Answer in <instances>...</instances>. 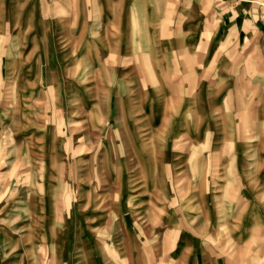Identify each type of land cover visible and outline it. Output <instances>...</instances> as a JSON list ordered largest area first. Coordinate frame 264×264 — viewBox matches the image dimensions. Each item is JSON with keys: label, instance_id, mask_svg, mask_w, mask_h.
Listing matches in <instances>:
<instances>
[{"label": "rangeland", "instance_id": "374dc122", "mask_svg": "<svg viewBox=\"0 0 264 264\" xmlns=\"http://www.w3.org/2000/svg\"><path fill=\"white\" fill-rule=\"evenodd\" d=\"M212 15L210 0H0V264H264V45L210 56L196 23ZM137 72L169 98L165 128L162 96L128 97ZM117 105L137 149L166 131L137 154L154 169L106 155Z\"/></svg>", "mask_w": 264, "mask_h": 264}, {"label": "crops", "instance_id": "0c3cea01", "mask_svg": "<svg viewBox=\"0 0 264 264\" xmlns=\"http://www.w3.org/2000/svg\"><path fill=\"white\" fill-rule=\"evenodd\" d=\"M211 1V7L213 10V19H205L204 21L197 19L196 26L197 31L200 32L199 38H197V41L201 42H208L209 43V52L211 53L213 57H220L219 54H221V50L225 49L226 51H232L239 49L237 46H240L241 48H249L252 46V44L260 43V45H264V10H263V1L264 0H210ZM75 24V23H74ZM82 29L85 25H82ZM75 30V27H74ZM78 42H80L78 40ZM76 44V43H75ZM264 47V46H263ZM117 49V47H116ZM262 56L264 57V51H262ZM133 80L137 81V84L135 87L127 86L129 85V82L124 86V88H127L130 92L128 97L132 98L131 101L135 100V96L137 95L138 99H142L144 97H147L149 100V103L154 101V99H161L165 106L167 105V95L164 93H161V90L154 89L156 78L153 74L149 72L147 75H142L141 73H135L133 75ZM166 80V81H165ZM162 83H165L167 86L170 84V82L167 79L162 78ZM165 85H163L165 87ZM168 87V86H167ZM194 84L191 88H194ZM120 88V87H119ZM144 90L146 91L144 93ZM192 91V90H191ZM193 92V91H192ZM191 92V94H192ZM127 93V92H126ZM135 94V96H133ZM145 94V95H144ZM171 94V93H169ZM190 94V89L185 91L184 97H188ZM117 95L119 96L120 93L118 92ZM184 97L182 99H184ZM170 100L172 98L170 97ZM169 100V101H170ZM165 116L162 118V121L169 122L172 118H175L171 116L172 114L168 112L167 110L164 111ZM187 114V113H186ZM185 113H183L179 120L182 123V127H187L188 123L190 121H193V117L196 119V121H201L195 114H191L190 119L187 118ZM216 118V117H215ZM221 119L218 121H227L229 122V126L231 128L233 123V116L232 114H226L221 115ZM122 131V130H121ZM182 130H180L181 132ZM123 132V131H122ZM182 131L181 133H183ZM180 133V134H181ZM125 134V133H124ZM183 135V134H181ZM126 140L128 139L125 135ZM228 138V136H227ZM229 139V138H228ZM134 149V156L132 162L129 161V165L139 166V169H154V166H147L140 165L138 161H136V158L139 155V151L137 149L136 145H133ZM159 145H157L158 147ZM156 148V147H155ZM154 150V149H153ZM129 153V152H128ZM154 152H152L153 154ZM138 154V155H137ZM190 157L192 155V162L193 167L190 166V160L188 159L186 169L190 170L191 173H195V170H197L199 167L195 164V152L190 151ZM131 156V154H130Z\"/></svg>", "mask_w": 264, "mask_h": 264}, {"label": "bare ground", "instance_id": "6f19581e", "mask_svg": "<svg viewBox=\"0 0 264 264\" xmlns=\"http://www.w3.org/2000/svg\"><path fill=\"white\" fill-rule=\"evenodd\" d=\"M159 100L156 98V99H154V101L153 102H158ZM102 102H97V104L91 109V120L93 121L94 120V127L95 126H97V122H105V120H106V117L105 116H103V114H102V111L103 110H100V105L99 104H101ZM93 105V104H92ZM108 105L109 104H106V105H103V106H105L106 108L108 107ZM146 106V105H145ZM170 106V104L169 103H167V105H166V110L167 111H172V108L171 107H169ZM116 110H114V117H115V120L116 119H120V122L119 123H114V127H113V129H115L116 131H117V140L119 141L118 142V144H119V146L117 147L116 145H112L111 147H110V145H106V146H108L107 147V149H106V151H105V153H106V155H107V153L109 154L110 152H113V153H119L121 156H120V158H121V163H123V164H125L124 166H122V167H124V168H126L127 166H128V163H129V161L130 162H132V160H134L133 159V157L132 156H134L135 154H134V152H133V145H135L136 144V140H134V139H132V138H130V139H127L126 140V138H125V134H124V128H125V124H124V120H125V118H124V115H123V112H122V110H121V106L120 105H117L116 106V108H115ZM166 110H164V111H166ZM111 112H113L112 110H110ZM133 112V114L134 113H136V111H132ZM161 113H162V117H161V115H159V117L162 119L163 117H166L165 116V113L163 112V111H161ZM104 115H107V114H104ZM186 116L187 117H190L191 116V114L190 113H187L186 114ZM100 119V120H99ZM240 119H241V121H242V123L243 122H245V119H244V117L243 116H241L240 117ZM119 121V120H118ZM165 122L166 121H164V124H163V127L165 128L166 127V125H165ZM106 123V122H105ZM97 128V127H96ZM123 132H122V131ZM165 133H166V131L164 130L163 131V134L162 135H159L157 132L156 133H152V134H150V133H145L144 135H143V138H144V140H143V145L142 144H140V148H138V151H139V153H141L142 155L143 154H146L148 157H150V153H152L153 152V149H155V147H156V136H159V137H161V140L164 138V135H165ZM119 138H120V140H119ZM110 144V143H109ZM115 147H117V148H115ZM129 152V153H128ZM130 154H131V156H130ZM132 158L131 160H128L129 158ZM192 159V158H191ZM193 160V159H192ZM192 160H190V161H192ZM114 161H117V157H115V160ZM106 164H107V161H106ZM110 164V163H109ZM111 165H112V163L110 164V166H109V169H110V167H111ZM193 162L190 164V166H192L193 167ZM145 167H147V165H144ZM107 169V168H106ZM144 170H146V169H144ZM150 170H152V169H150ZM106 171V170H105ZM95 172V171H94ZM110 174V173H109ZM146 175V177H150V174H145ZM213 200H214V198H212ZM212 200V201H213ZM214 203V201L212 202V204ZM214 208H218L219 210H220V205L218 206V203H215L214 205ZM205 206H203V208H204ZM209 208H211V207H209V206H206V209H209ZM224 210L225 209H223V212H224ZM219 213V212H218ZM212 215H215V212L214 213H212ZM212 220V217H211V213L210 212H208L207 213V221H211Z\"/></svg>", "mask_w": 264, "mask_h": 264}, {"label": "built area", "instance_id": "2783aa9c", "mask_svg": "<svg viewBox=\"0 0 264 264\" xmlns=\"http://www.w3.org/2000/svg\"><path fill=\"white\" fill-rule=\"evenodd\" d=\"M263 5V4H262ZM264 6V5H263Z\"/></svg>", "mask_w": 264, "mask_h": 264}]
</instances>
